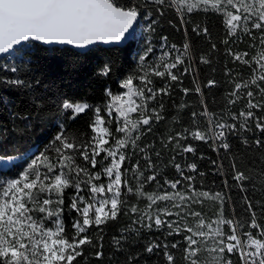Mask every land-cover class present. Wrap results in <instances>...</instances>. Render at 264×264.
I'll return each mask as SVG.
<instances>
[{"label": "snow or ice", "instance_id": "6c2138e0", "mask_svg": "<svg viewBox=\"0 0 264 264\" xmlns=\"http://www.w3.org/2000/svg\"><path fill=\"white\" fill-rule=\"evenodd\" d=\"M148 4L157 6L156 11L161 15L165 9L174 8L181 24H186L187 14L196 10L222 13L228 36H236L242 42V37L237 35V29H240L251 41L249 47L254 51L251 54L248 51L230 54L234 60L245 64L251 75L248 79L235 82L229 94L235 99H230L229 103L234 104L237 99L247 97L249 109L264 110V0H0V57L7 55L23 62V57L30 55L27 46L37 42L44 45H72L81 49L97 42L131 43L137 38L139 22L144 18L141 8ZM192 31L199 34L201 29L197 25ZM202 32L207 35V28ZM162 39L166 41L167 37ZM224 43L229 41L225 40ZM171 49L178 53L174 59L165 61V57L171 55L165 52L155 66L146 67L141 64L143 75L128 76L121 81L120 87L125 92L114 95L110 89H105L109 101L105 109H93V120L89 125L92 135L87 140L69 137L62 130L55 137V141L59 142L55 148V161L41 153L27 163V170L22 171L18 178L3 179L23 165L16 163L13 158L0 156V264H73L78 256L83 255L81 246L92 245L88 229L115 220L121 205L128 204L122 197L131 194H135L137 199L147 200L144 209L137 204L128 205L129 211L136 216L133 224H140L148 230L153 225L156 228L166 225L168 235L187 233L184 236L186 245L182 257L186 264H233V256L238 257L239 264H264V224L257 221L251 201L246 199V211L251 219L241 221L236 216L225 217L221 193L210 195L208 192H199L191 184L186 187V191H179L177 188L182 179L164 180L161 184L157 180L158 172L152 171L156 165L150 158H146L147 164L143 171L139 162L132 165L131 169L123 168L122 171L125 160L130 158L123 149L131 146L132 149L139 148L140 152H144L145 149L139 147L137 141L145 132L152 130V122L158 123L164 119L160 111L163 103L159 104L158 109L150 108L149 102L155 100L158 94L167 95L169 86L166 84L159 89L150 87L153 83L150 76L163 78L167 75L171 81L179 80L180 77L172 70L184 63V57L191 54L187 43L183 51L177 49L176 45H172ZM151 51L149 47L145 55L141 56L142 62ZM249 56L250 59H245ZM201 62L207 63V60L202 57ZM10 71L16 72L17 68L13 66ZM110 71V66L105 64L99 74L107 77ZM134 80H139V85H135ZM10 83L20 85L23 81L15 79ZM214 84L215 81L208 82L209 86ZM183 91L187 94L189 90ZM195 91L199 93V87ZM257 95L261 97L260 100L255 99ZM90 107L87 103L73 104L67 100L62 104V108L69 111L70 119H76ZM102 111L104 115H101ZM133 114H136L135 117ZM192 115L195 120L197 113L193 112ZM200 115L209 117L207 133L199 128L192 131L185 129L175 136H169L167 143L175 141L176 147H181L183 152H194L191 145L181 146L179 139H187V135H191L193 139L205 143L209 140L223 141L225 130H237L236 124L213 120L206 109ZM254 115L252 111H241L238 115L233 114L232 119L243 117L244 122L239 124V128L248 130L246 122ZM113 123L114 130L111 127ZM256 128L264 132V123H260L259 118ZM255 143L261 146L259 139ZM220 147L227 150L229 145L222 142ZM77 157L82 159L83 166L77 163ZM41 164L47 169L43 174L40 171ZM98 164L102 167L92 171L97 169ZM175 167L178 172L181 170L179 164H175ZM189 168L195 171L196 165H189ZM128 171L137 180L135 188L126 177ZM145 172L150 174L145 175ZM181 176L183 180H192L191 176H183L182 172ZM102 177L107 178L106 184ZM233 179L240 182L248 177L242 172H236ZM153 182L156 191H144L145 185ZM68 187L76 189L70 209L80 217L73 223L75 234L71 238L64 235L65 228L59 219L63 211V192ZM169 188L177 191H169ZM84 192H87V196L81 195ZM42 193L47 195L41 198ZM53 193L57 197L55 201L51 199ZM201 197L221 203L216 218L207 223L204 214L192 207L193 204H203ZM158 201L166 202L164 207L153 209ZM53 203L58 207L52 209L50 205ZM34 211L43 215L34 217L31 215ZM54 216L57 219L51 222L55 228L46 226L43 221L51 220ZM162 216L177 219L165 220ZM146 219L150 222L145 223ZM225 225L228 231L224 230ZM245 226L255 229V234L242 231ZM161 247L168 264H175V257L168 251L167 244H149L145 250L152 253ZM177 247V243L171 244V248ZM101 255L96 253L97 258Z\"/></svg>", "mask_w": 264, "mask_h": 264}, {"label": "trees", "instance_id": "16d2710c", "mask_svg": "<svg viewBox=\"0 0 264 264\" xmlns=\"http://www.w3.org/2000/svg\"><path fill=\"white\" fill-rule=\"evenodd\" d=\"M156 7L148 4L141 8L144 18L139 22L137 38L123 47H93L85 53H78L66 47L45 48L33 44L27 46L30 55H25L23 62L14 60L11 56L0 60V156L13 158L16 163L23 165L12 170L11 175L3 179L18 178L22 171L27 170V163L39 157L41 153L55 161V148L59 145L55 137L62 130L69 137L87 140L92 135L89 125L93 120V109L99 107L103 110L109 101L105 89H110L114 95L120 94L123 91L120 87L121 81L128 76L143 75L142 63L146 67L155 66L166 50L171 53L168 60L174 59L175 51L171 46L176 45L177 49L183 51V46L187 43L191 54L184 57V63L172 70L180 77L179 80L171 81L167 75L163 78L150 76L153 81L150 87L159 89L166 84L169 86L167 95L158 94L155 100L149 102L150 108L158 109L159 104L163 103V109L160 111L164 119L158 123L152 122V130L145 132L137 141L139 147L145 149L144 152H140L139 148L132 149L131 146L123 149L130 158L125 160L122 171L123 168L131 169L137 162L143 171L147 164L146 158H150L156 165L152 171L158 172L157 180L161 184L164 180L182 179L177 188L179 191H186V187L191 184L199 192H208L210 195L221 193L225 217L236 216L241 221L251 219L246 211L247 199L256 210L257 221L264 224V132L256 128L257 118L260 123H264V110L249 109L247 97L237 99L234 104L229 103L230 99H235L229 95L235 82L248 79L251 75L250 69L234 60L230 53L240 54L248 51L251 54L254 51L249 47L251 41L240 29H237V35L242 37V42L237 40L236 36H228L222 13L196 10L187 14L186 24H181L174 8L165 9L161 15L156 11ZM197 25L201 29L199 34L192 31ZM204 28L208 30L207 35L202 32ZM163 37H167V40L162 39ZM225 40L229 43L225 44ZM256 43L258 45L259 40ZM149 47L152 51L147 53L142 62L140 58ZM202 57L207 63L201 62ZM250 58L251 56L245 57ZM105 64L111 68L107 77L99 74ZM13 66L17 68L16 72L10 71ZM185 68L188 69L187 72L184 71ZM15 79L23 83H10ZM209 81H215V84L209 86ZM134 84L139 85V80H134ZM197 87L200 89L199 93L195 91ZM183 89L189 90L187 94ZM253 90L255 91L254 86ZM255 99L260 100L261 97L257 95ZM65 100L73 104L87 103L91 107L76 119H70L69 111L62 108ZM205 109L213 120L236 124L237 130H225L223 141L209 140L207 143L193 139L186 133L187 139H179V144L191 145L194 152H183L181 147H176L175 141L167 143L169 136H175L185 129L192 131L199 128L207 133L209 117L200 115ZM241 111H252L255 114L246 122L248 130L239 128V124L244 122L243 117L232 119L233 114L238 115ZM193 112L197 113L195 120ZM101 115H104L103 111ZM111 127L114 130L115 123ZM257 139L261 141V146L256 145ZM222 142L229 145L227 150L220 147ZM103 155L102 153L101 156ZM77 163L81 166L84 164L79 157ZM175 164L181 166L179 172ZM192 164L196 165L195 171L189 168ZM100 167L102 166L98 164L97 169L92 171H97ZM40 171L43 174L47 169L41 164ZM181 172L183 176H191L192 180H183ZM236 172L244 173L248 179L237 182L233 179ZM148 174L150 173L145 172V175ZM126 177L135 188L137 180L132 172L128 171ZM168 190L177 191L170 188ZM144 191H156L155 182L146 184ZM46 195L47 193H42L41 198ZM74 195L75 188L64 189L63 211L59 218L65 228L64 235L69 238L75 234L74 221L80 218L70 209ZM81 195L87 196V192ZM56 198L53 193L51 199L55 201ZM122 199H126L128 204L121 205L115 220H108L99 227L93 225L88 229L87 234L91 237L92 245L81 246L83 255L78 256L73 264H168L162 247L154 249L152 253L145 250L149 244L157 243L168 245V251L175 257V264H186L182 257L186 245L184 236L187 233L168 235L169 229L166 225L160 228L153 225V228L148 230L140 224H133L136 216L129 211L128 205L137 204L139 208L144 209L147 200L137 199L135 194ZM200 199L204 201L203 204H193L192 207L204 214L206 223L210 222L216 218L221 203L203 197ZM165 203L158 201L153 209L163 208ZM50 207L55 209L58 205L53 203ZM126 212L128 214H125ZM31 215L39 217L43 214L34 211ZM56 219L54 216L51 220L45 219L43 222L46 226L55 228L51 221ZM162 219L177 218L162 216ZM149 222L145 220V223ZM189 223H192L191 218ZM224 230L228 231L227 225ZM242 231H251L254 234L256 232L247 226ZM172 243H177L178 247L171 248ZM98 252L102 253L100 258L96 256ZM232 260L233 264H239L237 256H233Z\"/></svg>", "mask_w": 264, "mask_h": 264}, {"label": "water", "instance_id": "95a60500", "mask_svg": "<svg viewBox=\"0 0 264 264\" xmlns=\"http://www.w3.org/2000/svg\"><path fill=\"white\" fill-rule=\"evenodd\" d=\"M36 44H38V45H40L42 47H45V48L66 47V48L74 50V51H76L78 53H85V52L89 51L90 49H92L93 47H102V48L123 47L127 43H108V44H105L103 42H97L96 44L88 46V47L83 48V49L77 48V47L72 46V45H44V44H41V43H38V42ZM6 56L0 57V60L4 59Z\"/></svg>", "mask_w": 264, "mask_h": 264}, {"label": "rangeland", "instance_id": "374dc122", "mask_svg": "<svg viewBox=\"0 0 264 264\" xmlns=\"http://www.w3.org/2000/svg\"><path fill=\"white\" fill-rule=\"evenodd\" d=\"M165 52H169V51H167V50H166ZM165 52H163V53H165ZM163 53H162V54H163ZM162 54H161V56H162ZM177 54H178V53H177V52H175V53H174V56H175V55H177ZM161 56H160V57H161ZM168 59H169V56H166V57H165V61H169ZM125 91H126V90H125V89H123V91H122V92H125ZM122 92H121V93H122ZM135 115H136V114H133V117H135ZM103 182H104L105 184L107 183V178H106V177H104V180H103ZM109 207H110V206H109Z\"/></svg>", "mask_w": 264, "mask_h": 264}, {"label": "built area", "instance_id": "2783aa9c", "mask_svg": "<svg viewBox=\"0 0 264 264\" xmlns=\"http://www.w3.org/2000/svg\"><path fill=\"white\" fill-rule=\"evenodd\" d=\"M7 57V59H8V57H10V56H6ZM217 131H219V129H217ZM224 139V138H223ZM218 141H221V140H215V142H218ZM251 250V249H250Z\"/></svg>", "mask_w": 264, "mask_h": 264}]
</instances>
